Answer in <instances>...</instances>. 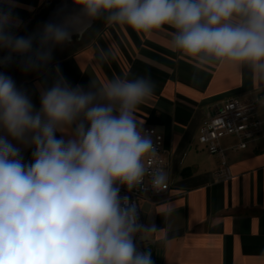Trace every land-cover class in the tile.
I'll list each match as a JSON object with an SVG mask.
<instances>
[{
    "label": "clouds",
    "instance_id": "clouds-1",
    "mask_svg": "<svg viewBox=\"0 0 264 264\" xmlns=\"http://www.w3.org/2000/svg\"><path fill=\"white\" fill-rule=\"evenodd\" d=\"M0 8V50L24 60L25 71L46 65L52 48L71 42L67 25L47 23L34 48L18 36L12 9ZM89 22L127 25L151 36L172 31L170 47L198 64L247 65L264 79V0H74ZM150 78H113L85 91L60 77L42 90L40 109L0 73V264H154L135 240L159 229L138 223L136 206L120 196L141 185L152 136L136 118L153 94ZM64 135L57 138L56 133ZM11 138V140L9 139ZM11 141L32 147V162ZM152 173L154 190L166 184ZM171 211V208L167 210ZM165 241V246L170 245Z\"/></svg>",
    "mask_w": 264,
    "mask_h": 264
},
{
    "label": "crops",
    "instance_id": "crops-1",
    "mask_svg": "<svg viewBox=\"0 0 264 264\" xmlns=\"http://www.w3.org/2000/svg\"><path fill=\"white\" fill-rule=\"evenodd\" d=\"M54 1L15 0L18 6L12 12L22 22L16 35L31 36ZM6 7L0 0V8ZM172 31L165 25L149 37L127 25L97 20L80 47L16 86L38 111L41 91L60 77L85 91L117 77L150 78L153 94L135 115L143 128L154 127L163 135L165 174L171 186L158 203L141 202L146 210L141 225L159 230L136 240L144 251H151L154 264H264V137L237 150L232 149L237 137L220 140L233 175L229 181L217 179L218 155L197 140L203 119L216 105L264 94V79L254 76L247 65H201L172 51ZM6 55L0 50V60ZM0 135H5L2 129ZM62 135L56 133L57 138ZM11 142L21 149L24 162L31 163L32 147ZM165 241L170 245L166 247Z\"/></svg>",
    "mask_w": 264,
    "mask_h": 264
},
{
    "label": "built area",
    "instance_id": "built-area-1",
    "mask_svg": "<svg viewBox=\"0 0 264 264\" xmlns=\"http://www.w3.org/2000/svg\"><path fill=\"white\" fill-rule=\"evenodd\" d=\"M146 133L152 136L156 147V155L146 159V174L141 185L132 191L126 187H120V196L128 197L129 206H136L138 223L142 224L141 202L158 203L160 197L165 195L171 186V180L167 178L166 184L158 190L151 185L152 173L162 170L165 173L166 159L164 148V137L154 127H144ZM228 135L237 137L238 143L232 149H243L250 141L264 137V94L244 98H229L216 105L213 113L206 115L203 119L197 140L206 145L208 152L218 155L219 167L216 171L217 179L229 181L233 175L227 163L224 149L220 140ZM138 251H144L142 245L135 240Z\"/></svg>",
    "mask_w": 264,
    "mask_h": 264
},
{
    "label": "water",
    "instance_id": "water-1",
    "mask_svg": "<svg viewBox=\"0 0 264 264\" xmlns=\"http://www.w3.org/2000/svg\"><path fill=\"white\" fill-rule=\"evenodd\" d=\"M47 23L67 25L68 30L78 39L90 29L94 21L89 22L86 20L80 7L74 3V0H57L40 23L32 29L31 36L34 37V41L39 38L43 26ZM141 211L142 214L146 213L143 207H141Z\"/></svg>",
    "mask_w": 264,
    "mask_h": 264
},
{
    "label": "rangeland",
    "instance_id": "rangeland-1",
    "mask_svg": "<svg viewBox=\"0 0 264 264\" xmlns=\"http://www.w3.org/2000/svg\"><path fill=\"white\" fill-rule=\"evenodd\" d=\"M84 36H86V35L83 34L81 36L82 38L77 39V37H75V35H72L71 42L74 41L75 43H81L82 41L85 40V38H83ZM64 52H66V51L60 47L56 48L55 50H52V58H51L50 62L53 61L54 59L60 57L61 55H63ZM23 63H24L23 58L15 57V58H13V60L11 62H9L7 64L3 63L0 66V73H4V74L10 76L15 81V83H17L21 80H26L27 78H30V77L34 76L35 74H38L43 68H45V66L47 64H49V63H47L46 65L39 66V67L35 68L34 70L25 71V69L22 66Z\"/></svg>",
    "mask_w": 264,
    "mask_h": 264
},
{
    "label": "trees",
    "instance_id": "trees-1",
    "mask_svg": "<svg viewBox=\"0 0 264 264\" xmlns=\"http://www.w3.org/2000/svg\"><path fill=\"white\" fill-rule=\"evenodd\" d=\"M56 1L52 2L50 7L55 3ZM97 21V20H96ZM94 21V23L96 22ZM39 39V38H38ZM35 40V44H34V48L37 46V40ZM82 43H75L74 41L71 42V43H66L64 45H61V46H55L52 48V50H55L56 48L60 47L62 48L63 50H65L66 52H64L63 55H61L60 57L58 58H62V57H65V56H68L69 54H71L76 48L80 47ZM57 59V58H56Z\"/></svg>",
    "mask_w": 264,
    "mask_h": 264
}]
</instances>
